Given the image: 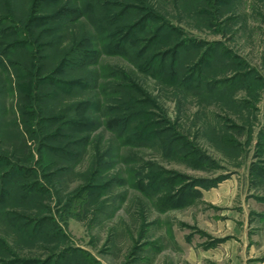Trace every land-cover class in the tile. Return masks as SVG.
<instances>
[{
	"label": "rangeland",
	"instance_id": "rangeland-1",
	"mask_svg": "<svg viewBox=\"0 0 264 264\" xmlns=\"http://www.w3.org/2000/svg\"><path fill=\"white\" fill-rule=\"evenodd\" d=\"M1 49L0 156L40 184L0 264H264V0H0Z\"/></svg>",
	"mask_w": 264,
	"mask_h": 264
},
{
	"label": "trees",
	"instance_id": "trees-1",
	"mask_svg": "<svg viewBox=\"0 0 264 264\" xmlns=\"http://www.w3.org/2000/svg\"><path fill=\"white\" fill-rule=\"evenodd\" d=\"M61 11H63V9H61ZM119 16L121 17L122 14L119 15ZM43 18H44L43 19L44 22H45V20L46 21L50 20V22L54 23V20H53L52 17H43ZM115 20H116V18H115ZM60 23H61V21H60ZM160 30H163V27H160V29L158 31H160ZM165 31H167V30H165ZM165 31H164L165 34H163L164 36L167 34ZM168 31L171 32L169 29H168ZM157 35L158 34L154 35V37L155 36H156V38L161 37V35L160 36L159 35L157 36ZM126 43L127 44H132V40H129V38H127V42ZM50 44H52V41L50 42ZM109 45L112 46L110 43H109ZM16 46L13 45L11 49H6V50H11L10 53H13L14 49H16ZM42 46H44V48H46L47 47V43H44V45H42ZM0 51H1L0 56H2L3 55V53H2L3 49H1ZM89 51L90 50H88V49L80 50L77 47H72L69 50V53H67L65 58H64V63L65 64L62 65L63 68L62 69L59 68V69H57L55 71H52V72L53 73H65V71H69V73H70L71 71H75L76 69L86 68L92 62V59H91L92 57H91V54L89 53ZM164 60H165V58H164ZM0 64L2 65V63H0ZM11 65L15 66V63H11ZM149 67H151V68L153 67V63L152 62L150 63ZM166 67H167V69H164V70L166 72L165 74L168 76V74L170 75V73H171V71H173V69H171L168 66H166ZM64 68H65V70H64ZM170 76H172V74ZM50 77L51 76H49V75H44L41 78H39L38 85L36 86V89H35L36 92L33 95V97L37 96L36 100H38L39 102H42L41 101L42 99L55 97L57 95V93L55 91L56 87L58 89L62 88V86L60 84L61 81H55L54 82V86H56V87H52V89H55V90H52V89L48 90L47 87L45 88L44 86H46L47 84H51V83H53L52 81H54V79H51ZM74 84H77V82H74ZM77 85H78L77 87H79V88L82 87L79 84H77ZM72 86L73 85H71L70 87L66 88L65 90L66 91H70L71 90L70 88H72ZM22 95H23V93H22ZM23 98H25V100L28 99L27 95H25V94L23 95ZM31 107H32V103L28 102V100L24 103V105L22 107L19 106L20 111H21V119L20 120L26 126L28 125L27 124L28 123V115L31 113L30 112L31 111ZM77 108H78V106H76V109H74V110H78ZM45 118L46 119H44V121L47 122V123H50V126H51L53 122L56 123V122L60 121V119L62 120L64 117H62L61 115H56V116H49V117H45ZM13 124H14L15 128H17V130H16V133H18L17 136H19L20 139L23 140L24 139L23 136H24L25 133H23L22 131H20L18 129V125H20V124H19V121L16 118L14 119ZM82 126L83 125L81 123H79L78 120L75 119V118L67 120V123H66V127L72 128L73 130H76V131H79V132L81 131ZM79 140L82 141V139H79ZM49 149H50L51 152H53V154H55L56 156L58 155L57 153L59 151L56 152V149H54L52 147H49ZM62 154H64V153H62ZM66 155H69V153H66ZM9 156L10 155H8V154H3V155L0 156V164L2 163V164H4L6 166V163H8V165L6 166L7 168L5 167L6 168L5 171L0 173V182L4 183V184L2 183L3 184L2 191H1L2 193L0 192V214L2 216H4V217L5 216L9 217L10 220H14V219H11V218H15V217L10 215L11 213H8V209L7 210L4 209L7 206V204H8L7 202L11 199V191L15 190V194H20L24 198V200L28 199V200L32 201L29 193L32 192L34 190V187L36 185L40 184V183L37 182V181L36 182L34 181L30 186H28V185L26 186V185H24V183L23 184L16 183V182H23L22 179H26V176L28 175V172L25 169V167H18L17 165L16 166H11L12 165L10 163L11 158ZM13 183H15V184H13ZM19 184H20V186H19ZM22 226H24V225H22ZM42 226H43V223H38L37 227L34 228L33 231L34 232L35 231L39 232V234L42 233V231H43V230H41ZM21 229H23V228H21Z\"/></svg>",
	"mask_w": 264,
	"mask_h": 264
}]
</instances>
